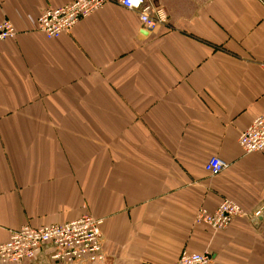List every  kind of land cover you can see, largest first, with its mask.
<instances>
[{"label":"crops","instance_id":"1","mask_svg":"<svg viewBox=\"0 0 264 264\" xmlns=\"http://www.w3.org/2000/svg\"><path fill=\"white\" fill-rule=\"evenodd\" d=\"M71 1L0 0L17 29L0 41V244L90 214L108 264L183 251L264 264V150L239 144L264 113V0H147L167 14L153 32L107 0L59 38L36 29ZM213 155L228 164L218 175ZM226 199L262 209L259 222L195 221ZM50 249L19 264H56Z\"/></svg>","mask_w":264,"mask_h":264},{"label":"built area","instance_id":"2","mask_svg":"<svg viewBox=\"0 0 264 264\" xmlns=\"http://www.w3.org/2000/svg\"><path fill=\"white\" fill-rule=\"evenodd\" d=\"M106 1L73 0L63 6L49 7L38 16L36 29L48 38H59L64 32L71 31L80 20L100 9ZM119 2L125 8L137 11L142 25L149 32L167 21L165 11L154 8L147 0ZM16 34L17 29L11 20L0 22V41L14 38ZM239 144L245 154L264 150V113L242 132ZM227 166L226 161L213 155L206 162L205 170L211 175H218ZM261 210L250 214L236 202L226 199L214 211L199 208L195 221L214 230H222L237 216L259 222ZM103 223L102 218L86 214L77 220L37 228L24 225L13 230L9 240L0 244V262L19 264L35 258L45 246H50V259L56 264H108L109 254L103 244ZM211 260L208 252L183 251L171 264H210Z\"/></svg>","mask_w":264,"mask_h":264}]
</instances>
